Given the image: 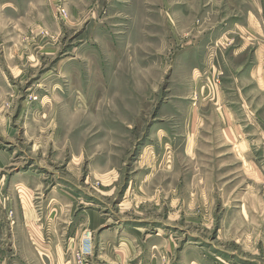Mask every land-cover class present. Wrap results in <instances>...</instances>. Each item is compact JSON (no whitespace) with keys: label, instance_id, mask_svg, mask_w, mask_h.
Instances as JSON below:
<instances>
[{"label":"rangeland","instance_id":"374dc122","mask_svg":"<svg viewBox=\"0 0 264 264\" xmlns=\"http://www.w3.org/2000/svg\"><path fill=\"white\" fill-rule=\"evenodd\" d=\"M214 1L0 0V264H264L258 35Z\"/></svg>","mask_w":264,"mask_h":264},{"label":"crops","instance_id":"0c3cea01","mask_svg":"<svg viewBox=\"0 0 264 264\" xmlns=\"http://www.w3.org/2000/svg\"><path fill=\"white\" fill-rule=\"evenodd\" d=\"M179 0V9H183V2ZM222 3L224 6H232L233 16L228 21V25L237 31L243 32L247 40L258 35V44L254 50L255 65L248 71V76L255 81L259 93L264 92V0H215L213 4ZM172 0H164L165 13L170 12L167 6H171ZM229 7V6H228ZM181 11V10H180ZM171 13V12H170ZM246 47V45H244ZM243 49L239 52H242ZM262 128V124L258 123Z\"/></svg>","mask_w":264,"mask_h":264},{"label":"built area","instance_id":"2783aa9c","mask_svg":"<svg viewBox=\"0 0 264 264\" xmlns=\"http://www.w3.org/2000/svg\"><path fill=\"white\" fill-rule=\"evenodd\" d=\"M91 234L88 232L86 233L82 238V247L80 249L79 254H77L78 261L81 262L82 258L86 255V252L88 251L90 247V240Z\"/></svg>","mask_w":264,"mask_h":264}]
</instances>
